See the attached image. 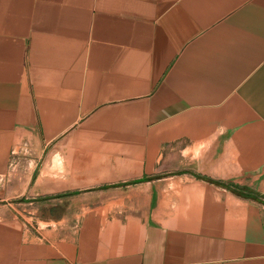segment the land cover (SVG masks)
Here are the masks:
<instances>
[{
  "label": "crops",
  "instance_id": "1",
  "mask_svg": "<svg viewBox=\"0 0 264 264\" xmlns=\"http://www.w3.org/2000/svg\"><path fill=\"white\" fill-rule=\"evenodd\" d=\"M23 146L112 198L0 208V264H264V0H0V178Z\"/></svg>",
  "mask_w": 264,
  "mask_h": 264
},
{
  "label": "rangeland",
  "instance_id": "2",
  "mask_svg": "<svg viewBox=\"0 0 264 264\" xmlns=\"http://www.w3.org/2000/svg\"><path fill=\"white\" fill-rule=\"evenodd\" d=\"M29 159L30 148L28 146L17 148L8 164L6 175L1 177L3 180L0 181V208L17 216L29 227L44 228L52 221L81 218L88 215V212H91L100 201L112 198L108 192L106 194L94 192L74 197L40 200V198L63 194L69 188L82 189L93 185L79 182L85 181L86 178L63 176L66 171L65 161L58 159L52 163L48 151L36 167L31 165ZM107 166L111 172L114 171L113 164ZM34 169L37 172L35 178L32 176ZM35 188L64 189L65 191L39 193L35 192Z\"/></svg>",
  "mask_w": 264,
  "mask_h": 264
},
{
  "label": "built area",
  "instance_id": "3",
  "mask_svg": "<svg viewBox=\"0 0 264 264\" xmlns=\"http://www.w3.org/2000/svg\"><path fill=\"white\" fill-rule=\"evenodd\" d=\"M3 179L2 178H0V181H2Z\"/></svg>",
  "mask_w": 264,
  "mask_h": 264
}]
</instances>
